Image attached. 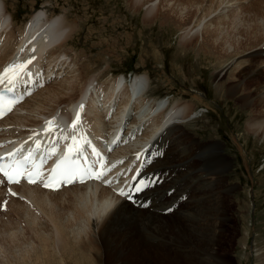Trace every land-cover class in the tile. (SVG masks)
I'll return each instance as SVG.
<instances>
[{
  "label": "rangeland",
  "instance_id": "rangeland-1",
  "mask_svg": "<svg viewBox=\"0 0 264 264\" xmlns=\"http://www.w3.org/2000/svg\"><path fill=\"white\" fill-rule=\"evenodd\" d=\"M0 1L5 3L7 11L12 15V23L8 27L14 31H18L21 27L23 28L32 13L37 10H41L47 17L58 16L62 21L65 18V23L75 27V31L72 34L70 33L69 40L64 47V51L73 57V62L67 69L65 76L49 84L53 83V85H56L60 82L65 84L68 79L71 83L77 82L79 67L85 64L91 68L87 74L97 77V86H100V84L104 86L105 83L110 85L114 77H119L118 79L121 80L120 78L123 74L126 77L122 89L123 93L121 91L122 94H118V96L122 95L124 97L130 76L136 73L145 75V77H149L143 89V94L146 93L147 96L146 100L148 98L152 100L162 99V103L165 104L167 102L172 107L176 103V105L180 106L185 105V103H192L194 110L190 117L195 116L196 118L187 120V122L179 119L180 122H184L185 128L190 132L197 144L202 145L210 142L214 145L210 146L211 152H209V155L214 157V161L217 162L219 160V154H222L227 159L223 160L222 164H219L217 168L209 169V167L201 164V166H197L194 169L196 174L204 172L207 173V176L209 170H212L210 177L221 176L223 180L219 183L214 182L217 188L214 189L213 194L210 193L212 195L211 198L207 194L204 196L205 199L203 197L200 199L196 198V203L198 204L190 203V206L192 204L196 207V210L201 205V210L192 211V214L190 213L187 218L181 214L177 215L180 220L179 223L188 230L176 232L172 237L171 235H165V237H169V241L165 239V244L159 243L154 239L156 241L154 244H159L165 248L167 257L163 263L157 256L149 252L141 258V250L134 249L130 259L132 264H144L146 259L150 260L149 264H264V134L261 132L255 134L247 129L248 122L252 119L250 117L258 113L243 106L238 101V93L235 95L230 94L227 89L226 80L230 68L228 69V66L225 65L232 60L228 59V53L223 54L220 51L221 48H226L229 43L223 42L219 50L218 45H212L213 39H211L205 52L204 48L200 46L202 36L209 34L205 28L202 30L204 21V27L212 23L209 25L212 29L215 22H220L218 27L219 30L221 29V33L231 35L230 25L228 26L227 21L233 20V22L236 21L239 24H243V22L247 24L245 21L246 13L240 10L241 6L250 4V0H203V2L188 0L190 3L187 0H174L175 2L173 0H138V2H134V0ZM151 3H153L152 9L149 6ZM171 5L176 9V12H169L170 14L168 15L166 9L169 8L168 6L171 7ZM189 10L196 11H194L193 17L191 16L192 14L188 13ZM234 13L235 16H233ZM202 14L207 15L204 21L201 20L200 26L193 28L192 26L203 18ZM233 17L234 19H232ZM180 19H183V23ZM187 26L192 27L193 31L185 36L182 33V28ZM11 32L13 33V31ZM19 34L16 32L15 36ZM7 35L5 36V42L8 40ZM209 37L211 38V36ZM236 37L240 36L237 35ZM3 53L1 51V54ZM217 58L227 60L218 64ZM256 61L261 62V59H255L251 64ZM262 65H259V70L261 69L262 71L261 74L256 75L261 79L264 78L262 75L264 65ZM224 66V71L218 76L219 70ZM67 77L69 78L65 80ZM254 78L255 76L248 77V80ZM97 81L95 79L91 80L94 86ZM131 85L132 82L129 83V86ZM92 91L94 96V90L92 89ZM194 96L195 98H193ZM109 97L111 95L106 93L101 106L98 108L92 106L93 108L89 109V116L94 115L92 112L97 109L100 113V108L109 104ZM112 100L113 98L111 97V102ZM35 102L36 100L31 99L29 105ZM113 102L111 105H113ZM95 103L92 101L91 104L95 105ZM137 105L138 103H135V106L131 107L133 113L138 110L136 109L138 108ZM117 108H119V104ZM181 110L182 108L179 109V111ZM108 112L103 110L101 120L95 128L96 130L103 129L102 120L105 116H108ZM155 114L145 117L149 118L153 115L150 119V122L152 120L153 122L149 125V132L152 125L155 124L154 116L157 115ZM176 116H178V113ZM110 117H112V113ZM133 117L136 119L135 116ZM113 118H116V111ZM144 119L140 118L141 121ZM256 119H259V117H256ZM175 120L179 121L178 119ZM108 124L106 122V128H108ZM13 126L15 128L14 124ZM110 127H113V124ZM113 129V134H116L115 128ZM83 131L87 135L85 128H83ZM144 139L148 140L146 137ZM88 141L92 142V138H89ZM139 141L137 142L139 143ZM207 151L209 150L205 149L201 153L203 154ZM166 155L171 156L167 153ZM165 169L171 171L173 167L165 166ZM175 177L170 178V182L175 181L171 183H176L178 188H180L178 192H181L184 190V188L181 189V186L185 184V180L176 181ZM197 185L199 187L196 188V194H200L198 192H201V189L204 192L209 186L211 188V185L207 186L208 183ZM226 191L227 199L225 201L228 206L223 207L221 210L223 211L221 213L223 220L219 218V215L213 216V218H218V221L221 220V224H219L220 234L222 233L221 237H219L220 241L213 244L214 256L207 257L204 252L212 250L210 249L211 246L203 245L202 247L200 243L197 246L190 244L191 239L195 243L200 241V236L197 235L198 237L196 236L197 238L195 239V232L188 224L197 225L202 221L204 222L207 217L201 203L206 201V199H212L214 195L217 196V193L218 195L224 194ZM192 192L194 191L192 190ZM173 195L165 199L168 202L166 205L172 201ZM190 196L191 194L186 201L190 200ZM22 201L21 206L24 208H21V211L23 213L16 212V208L12 209L6 204L7 209L0 215V264H22L24 261L23 264H40L38 261L35 263L22 257L29 253L30 256L39 253L40 241L38 240V235L34 234L26 223L28 218L24 214L25 212L30 211L34 216L36 215L34 219H36L37 223H41L38 224V227H42L41 230L45 231L44 234H47L49 238L51 236V230L46 225V221L44 222L45 218L42 212L38 210L32 200L26 199ZM184 204L185 202L179 208ZM28 208L29 210H26ZM74 228H78V225H74ZM206 233L208 232L206 231ZM52 240L50 239L49 242L53 245ZM47 247H49L48 243ZM48 251L51 252L50 249ZM55 257H57V254H55ZM50 261L46 260L43 263L53 262Z\"/></svg>",
  "mask_w": 264,
  "mask_h": 264
},
{
  "label": "bare ground",
  "instance_id": "bare-ground-1",
  "mask_svg": "<svg viewBox=\"0 0 264 264\" xmlns=\"http://www.w3.org/2000/svg\"><path fill=\"white\" fill-rule=\"evenodd\" d=\"M196 1L203 2V0ZM134 2H138V0H134ZM249 2L250 4L241 6L240 10L241 12L246 13L245 21L247 24L244 22L243 24H239L236 21L233 22V20L227 21L228 26L230 25L229 29L231 31V35H224L221 33V29L219 30L218 27L220 22H215L213 29L209 26L212 23L204 27V19L207 16L204 14H202L203 18L199 19L197 24L192 27H199L201 20L204 21L202 30L205 28L207 33H209L207 36L204 34L205 36H202L200 41V46L204 48V52L207 51V47H209L208 42H211V39H213L211 42L212 45H218V49L222 47L223 42H226V44L227 42L229 43L226 48H221L220 51L223 54L228 53V59L232 60L225 65L228 66V69L230 68L226 80L227 89L230 94L235 95L238 93V101L243 106L258 113H252L253 115L250 117L252 119L249 121L250 123L248 122L247 129L251 130L255 134H258L259 132L264 134V78L261 79L256 76L262 72L261 69L259 70V65H264V0H250ZM149 6L150 9H152L153 3ZM168 7L169 8L166 9L168 15L172 12H176V9L172 5L171 7ZM233 9L236 10L235 8ZM194 11L189 10L188 13L192 14L191 16L193 17V13L196 12ZM0 15V28L3 26V30H5L8 34L6 46L4 45V48L2 49L4 53L0 54V62L4 63L6 59L10 60L13 58L17 61L19 59L23 60L30 57L35 58L34 62L36 66L40 67L38 64L39 58L48 53L47 56L50 57L47 61L48 73L52 72V68L57 64L60 65V68L65 65L63 66L62 71H67L68 66L71 62H73V57L69 56V53L64 51V47L69 40L70 33L72 34L75 31V27L69 23H65V18H63L62 21L58 16L52 15L47 17L43 14V12H41V10H37L32 13L28 22L24 24L23 28L19 32L20 34L18 35V38L12 40L11 36L13 33L11 30H7L6 27L12 23V15L7 11L3 1H0ZM233 16H235V13ZM232 19H234V17ZM180 20L182 21L183 19ZM192 27L187 26L182 28V33H184L185 36L187 33L191 34L193 31ZM237 35L240 37H236ZM209 36H211V38ZM11 42H14V44L17 42L16 44L18 45V48L16 52L11 50L9 52L10 56L8 57V47ZM40 47L41 51L38 52ZM68 59L70 60L68 61ZM217 59L218 64L227 60ZM255 59H261V62L256 61L251 64V62ZM225 66L219 70L218 76L222 74ZM90 70L91 68L82 64L79 67V72L77 74V82L71 83L68 79L69 77H67L65 80H68L66 82L64 81L65 84H61L60 80V83L56 85H53V83L47 85L44 89L34 93V95L25 100L19 108L0 122V124H12V126L14 124L15 128L12 131H15L17 127H29L27 130H21L18 133V136L20 137L21 135H26V137H31L32 135H39L41 138V144L39 147L42 146V140L46 139L49 134L42 135L38 130L33 132V129H35L37 127L36 125L40 124L43 119L46 120L51 116L58 117L61 120L65 117L70 119V112L73 113L75 111L80 101H85V92L88 87L87 85H89L91 80H97L96 76L87 74ZM262 75L264 76V72ZM252 76H255V78L248 80V77ZM28 77H33V74L25 72L20 84L26 85L27 83L32 82V80ZM148 78L149 77H145V75L137 73L133 76L130 81L132 82V85L126 89L125 96L123 95L124 97L120 101L119 108L116 110V116L124 115V112L128 110L130 103H132L131 99L133 90L137 87H140L141 90L139 97H137L138 100H140V103L137 105L138 108L136 109H139V107L145 108V113L141 118L144 119L150 114H153L155 106L161 101L155 102V99L152 100L150 98L146 100L147 96L146 93L143 94V89L147 84ZM120 79L121 80L118 78L114 79L110 85L101 89L102 92H105V96L106 93L111 95L113 98L112 102L115 100L116 95L120 90L119 87L122 78ZM111 97L108 99L110 100L109 104L103 108L101 107L102 109L100 108V113L97 111L98 109L92 112L94 114L92 116H89V109L93 108L92 104L88 101L86 104L81 102L85 105L86 114L88 113V117L84 118V121L88 118V126L85 125V131L88 136L84 134L82 128L83 120L81 124L79 123L73 128L63 124L58 130L53 132V134L58 133L59 135H63L65 133H75L76 138L80 142L81 150L87 153L94 151L95 156H99L103 148H105V144L112 142L115 138L114 135H117V133L113 134V129L104 141H99L98 143L94 139V136L97 134L100 135L102 131V129L96 130L95 128L101 120L103 110L109 111L107 117H110V114L112 113L110 111L112 103ZM193 98H195V96ZM31 99L36 100V102L29 105ZM63 104L65 105L58 109V107ZM176 104L172 107L166 102L165 112L161 108L155 112L157 114L154 116L155 124L152 125L151 131H147L148 134L145 135L148 140L144 139L143 141L151 142L154 137V142L162 143L165 141V137L169 138L170 145L168 147L167 154L171 156L169 157L168 155H164L155 163V165L151 166L150 170L162 173L165 170V166L173 167L186 164V170L181 171L178 175H176L175 179L176 181L185 180V184L181 186V189L191 186L190 188L194 192L191 193L190 200L185 201V204L172 214H163L162 211L168 203H165V179L160 184V187H155L147 192L145 190L142 191L139 195V202L137 206L119 199L110 188L101 187L97 183H88V185L86 184L80 186L70 185L69 187H65L57 192L45 191L32 185L17 186L15 187V190L20 193V196L16 199L8 197L6 204L9 207H12V209L16 208V212L23 213V211H21V208H24L21 206L22 199L32 200L34 205L44 215V222L46 221V225H48L51 230V236L49 238L47 234H44L45 231L43 232L41 230L42 227H38V224L41 223H37L36 219H34L36 218V215L34 216V214L30 213V211L25 212L24 210V214H26L28 218L26 223L31 228V231L38 235L37 237H39L38 240L40 241L39 253H35L31 256L30 253L26 254L24 255L25 257L22 256L23 259H29L35 263L38 261L40 264L46 260L53 261L48 264H132V261L130 260L131 253L132 250L137 249L141 250V258L149 252L152 255L157 256L161 263H163L167 257V255H165V248L159 244H154L156 242L154 239L159 243L165 244V239L169 238L165 237V235H171L172 237L176 232L188 230L185 229L181 223H179L180 220L177 215L181 214L184 215L185 218L189 217V214H192V211L194 212V210H196V207L192 204L190 206V203L198 204L196 203V198H204L207 194H209V197L211 198L212 195L210 193L213 194L214 189L217 188L214 182L219 183L223 180V177L221 176L210 177L212 170H209L207 176V173L204 172L196 174L194 169L197 166H201V164L209 167V169L217 168L219 167V164H222L221 162L223 160H227L222 154H219V160L217 162L214 161V157L209 155V152H211L210 146L214 145L210 142L202 145L197 144L190 132L185 128V125L183 124L184 122H180L179 119L187 122V120L189 121L196 118L195 116L190 117L194 110V105L192 103H185V105L181 106ZM181 108L182 110L179 111ZM177 113L178 116H176ZM256 117H259V119H256ZM132 119V122H135L136 119L134 117ZM175 119H178L179 121ZM50 123H55V121ZM30 126L32 127L30 128ZM113 127L115 128V132H117L118 126L115 125ZM28 130H32V132L26 134ZM13 135L15 134L7 136L12 137ZM88 137L92 138L94 143L97 145L93 143V146L90 147L91 141H88ZM2 138L3 135H0V140H2ZM17 143L18 142L16 140H12L11 142V144ZM205 149L209 151L202 154L201 151ZM105 164L106 159L101 157L102 167H104ZM207 183V186L211 185V188L209 186L204 192L203 189H201V192H198L200 194H196V188L199 187L197 184ZM179 194L180 192H178L177 195L174 194L171 200L177 198ZM226 195L227 191L224 192V194L221 193L218 195L217 193V196L214 195L212 199L207 196L209 200L206 199V201L201 203L203 205V211L206 212L205 216L207 218H205L204 222L202 221L197 225L188 224V226H191L195 232L194 238L196 239L198 237L197 235L200 236V241L195 243L194 240L191 239L190 244L192 243L195 246L201 244L202 247L203 245L211 246L210 249L212 250L204 252L207 257L214 256V250L212 248L213 244L220 241L219 237H221L222 233L220 234L221 230L219 224H221L220 221L223 220L221 214L223 211L221 210L223 207L228 206L225 201V199H227ZM149 196L152 197L150 206L147 208L142 207L141 205L145 202V200L149 199ZM199 207L200 208L197 210L202 209L201 205H199ZM26 210H29V208ZM214 215H219L221 220L218 221V218H213ZM46 225L45 227H47ZM74 225H78V228H74ZM206 231L209 234L206 233ZM50 239L52 240L53 245L49 242ZM47 243L49 247H47ZM85 246H87V248H85ZM47 248H49L51 252H49V249L47 250ZM55 254H57V257H55ZM149 261L150 260L146 259L144 264H149Z\"/></svg>",
  "mask_w": 264,
  "mask_h": 264
},
{
  "label": "snow or ice",
  "instance_id": "snow-or-ice-1",
  "mask_svg": "<svg viewBox=\"0 0 264 264\" xmlns=\"http://www.w3.org/2000/svg\"><path fill=\"white\" fill-rule=\"evenodd\" d=\"M66 171H69V170H66ZM5 174L7 175V173H5ZM156 182H158V181H156V180H152L150 182H143L142 181V182H140V187H137L135 189V191H137V192L143 191V190L147 189L148 187H150L151 185L155 184ZM45 186H47V185H45ZM121 195H125V194L122 192ZM128 198L131 199V195L130 194H128ZM141 206L144 207V206H147V205L142 204Z\"/></svg>",
  "mask_w": 264,
  "mask_h": 264
}]
</instances>
